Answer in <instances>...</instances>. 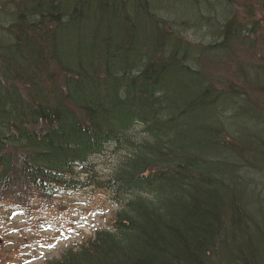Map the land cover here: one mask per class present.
Returning a JSON list of instances; mask_svg holds the SVG:
<instances>
[{
    "label": "trees",
    "instance_id": "1",
    "mask_svg": "<svg viewBox=\"0 0 264 264\" xmlns=\"http://www.w3.org/2000/svg\"><path fill=\"white\" fill-rule=\"evenodd\" d=\"M225 1L1 4L0 205L53 204L119 155L95 182L123 199L109 228L46 264H264V67L224 81L200 62L254 47L264 12Z\"/></svg>",
    "mask_w": 264,
    "mask_h": 264
},
{
    "label": "rangeland",
    "instance_id": "2",
    "mask_svg": "<svg viewBox=\"0 0 264 264\" xmlns=\"http://www.w3.org/2000/svg\"><path fill=\"white\" fill-rule=\"evenodd\" d=\"M7 1L17 2L0 0V7ZM260 3L261 0H231L225 1V7L230 15L235 13L236 19L241 20L248 9L257 7L260 12ZM260 17L261 13L257 14L256 19L260 20ZM262 26L254 47H241L234 40L230 44V53L221 57L220 64L201 59L205 72L214 78L228 80L237 63L264 65ZM180 36L194 43L205 40V32L201 30L194 32L185 29ZM251 94L252 98L264 104V95ZM117 158L119 155L111 149L90 157L84 167L76 168L74 174L88 185L79 190L60 191L53 196V204L43 205L38 200H30L23 209L9 201L0 205V264H46L60 258L65 249L80 245L97 230L109 228L123 199L114 201L110 193L98 189L95 182L108 178Z\"/></svg>",
    "mask_w": 264,
    "mask_h": 264
},
{
    "label": "bare ground",
    "instance_id": "3",
    "mask_svg": "<svg viewBox=\"0 0 264 264\" xmlns=\"http://www.w3.org/2000/svg\"><path fill=\"white\" fill-rule=\"evenodd\" d=\"M243 15L246 16V12H244ZM207 17H210V18H204V19L207 20V21H209V22L211 21L212 18H213V19H214V18L217 19L216 15L212 16V14H211V16H207ZM186 28H188V27H186ZM178 29H181V28H180V27L176 28V31H178ZM183 32H184V30H180V31H179V34H182ZM247 34H251V32H247ZM234 40H235V39H233L232 41H234ZM249 48H250V47H249ZM204 59L207 60L208 58H204ZM209 60H211V59H208L207 61H209ZM260 66L264 67V65H260Z\"/></svg>",
    "mask_w": 264,
    "mask_h": 264
},
{
    "label": "water",
    "instance_id": "4",
    "mask_svg": "<svg viewBox=\"0 0 264 264\" xmlns=\"http://www.w3.org/2000/svg\"><path fill=\"white\" fill-rule=\"evenodd\" d=\"M261 8L264 10V0H262Z\"/></svg>",
    "mask_w": 264,
    "mask_h": 264
}]
</instances>
